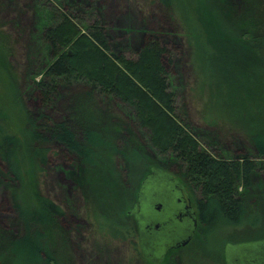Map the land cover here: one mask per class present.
Listing matches in <instances>:
<instances>
[{
	"label": "rangeland",
	"instance_id": "1",
	"mask_svg": "<svg viewBox=\"0 0 264 264\" xmlns=\"http://www.w3.org/2000/svg\"><path fill=\"white\" fill-rule=\"evenodd\" d=\"M50 1L56 3L57 0ZM94 2L100 9L113 50L121 49L126 55H134L141 42L140 31L160 33V37L169 35V45L177 52L171 75L177 113L191 123L196 133L201 132L199 139L205 148L213 153L220 150L225 157H237L245 152L255 154L246 137L260 138L264 145V15L260 8L264 0H170L171 21L164 19L163 9L155 4L156 0ZM37 3V0H0V140H7L9 132L23 131V112L39 108L32 82L41 78L48 53L36 31L41 17ZM225 62L229 65L225 66ZM117 111L118 115L108 118L115 126L119 125L114 130L117 136H113L118 147L128 152L135 148L141 156L137 163L111 156L114 168L120 174L124 172L127 178L123 189L133 191L138 180L155 165L177 180L179 186L184 185L195 209L199 194L182 172L183 167L151 148L147 131L137 126L132 113L121 107H117ZM99 118L95 115L88 120L98 122ZM110 126L104 128L107 137L113 132ZM126 128H131L132 132ZM20 136L22 140V134ZM62 154L59 146L52 144L45 171L39 175L33 160L30 161L32 167L25 165L28 169L22 184L31 179L37 190L39 187L65 211L60 222L64 230L59 229L61 239L55 244L49 236L52 242L49 241V247L55 258H59L61 264H153L140 250L137 225L129 211L126 217L115 208L104 209L103 214L108 213L121 227L128 225L122 224L124 220L131 222L133 236L120 241L100 232V221L94 213L102 206L99 197L102 201L110 198L103 192L109 190L108 181L103 185L104 178L99 171L86 169L82 164L76 173L84 195L82 200L65 173L72 164ZM260 160L264 162V158ZM99 177L100 184H95ZM10 182L7 180L3 185L0 203L12 197ZM17 182L15 191L19 186ZM239 190L243 192L244 201L239 223L222 220L210 231L196 227L190 242L169 249L159 264H228L229 261L248 264L251 260V264H264V255L258 252H264V169L253 173L248 189L240 187ZM98 192L104 195L96 199ZM132 203L128 206L130 209L135 204ZM154 203L152 200L147 203L148 222L172 218L168 211H155ZM10 225L17 234V224ZM172 226L171 223L170 229ZM185 232L184 227L170 234V242L179 240ZM155 235L163 234L156 231ZM161 247L159 244L157 248ZM227 248L234 251L228 261ZM160 256L151 257L157 262Z\"/></svg>",
	"mask_w": 264,
	"mask_h": 264
},
{
	"label": "trees",
	"instance_id": "2",
	"mask_svg": "<svg viewBox=\"0 0 264 264\" xmlns=\"http://www.w3.org/2000/svg\"><path fill=\"white\" fill-rule=\"evenodd\" d=\"M94 1L37 0L41 17L36 31L48 58L41 78L32 82L39 108L23 112V131L9 132L7 140H0V192L7 180L12 181L13 188L12 197L0 203V264L60 263L50 250L49 236L55 244L61 239L64 230L60 222L65 211L39 187L37 190L31 179L22 185L26 169L32 167L30 161L39 175L45 171L52 144L59 146L63 157L72 164L65 173L82 200V187L76 179L82 164L86 169L98 170L104 178L103 185L108 181L110 193L101 191L110 198L102 201L99 197L102 206L94 213L100 221V232L120 241L134 235L131 222L124 220L122 224L128 225L121 227L103 211L115 208L125 217L129 211L136 223L133 210L141 184L152 168L160 167L150 166L133 191L123 189L127 178L114 168L111 156L136 163L141 156L135 148L131 152L120 149L115 141L114 130L119 125L115 126L108 117L118 115L117 107L133 114L137 126L147 131L153 150L183 167L182 172L199 194L195 209L197 227L201 229L210 231L222 220L239 223L244 211L239 188L248 189L253 173L264 169L260 138L259 141L244 135L254 155L245 152L225 157L220 150L213 153L205 148L199 139L201 132L196 133L191 123L177 113L176 94L171 89L177 52L169 45V35L160 37V33L140 31L141 42L134 55L113 50ZM155 4L163 9L164 19L171 21L170 0H156ZM260 8L264 15V3H260ZM95 115H99V121L90 122L88 117ZM110 125L113 132L107 137L104 128ZM126 129L132 132L131 128ZM100 179L96 178L95 184ZM15 181L19 183L16 191ZM99 195L104 194L98 192L96 199ZM132 201L135 204L130 209ZM11 223L17 224V234Z\"/></svg>",
	"mask_w": 264,
	"mask_h": 264
},
{
	"label": "flooded vegetation",
	"instance_id": "3",
	"mask_svg": "<svg viewBox=\"0 0 264 264\" xmlns=\"http://www.w3.org/2000/svg\"><path fill=\"white\" fill-rule=\"evenodd\" d=\"M179 189H181V191H182V193H181L182 196H181V198L180 197L176 198L177 202L174 201L175 204H172L171 202H169L170 200H168L166 202V205L164 203V206H165L164 210L168 211L169 213L172 214V218L171 219L170 218L169 219H163L161 221V223L157 222V224H158L157 228L154 227V225H156V223L154 224V223H151V222H147L146 226L144 227L145 229L143 228V230H142L143 226L142 227L140 226V228H139V225H138L137 220L135 218L136 225H137V230H138L137 232H138V239H139L138 243L139 244L141 243L140 242V238H141V235L143 234L144 237L150 239V241H148L150 246L148 245V247L151 248L152 250H157L158 245L163 240H165L166 237L169 236L170 230H173L176 233V231H180L184 227H185V231H186L185 234H184V239H186L187 236H190V238H189V240H188V242L186 244H188L190 242V239L192 238L194 232L196 231V227H197L196 212H195V209H194L193 205L191 204L190 199L187 197V192H186V190H185V188H184V186L182 184H181V186H179ZM155 191L158 194V191L157 190H155ZM141 193H140L141 200H140V202L137 203V206H136L135 209H136L137 212H139V214H140V212L143 213L142 215L140 214V216L142 218V217H145V215H144L145 214V210L144 209L146 208V202H145L146 197H145V194H143V193L141 194ZM160 204L161 203L158 202L154 206V208L155 209L157 207L160 208L161 207ZM179 205H180V207H178ZM194 221H195V223H194ZM171 223L173 225L172 229H170V224ZM161 229L166 230L167 232L165 233V231H163ZM159 230L162 231L163 235H155V232L159 231ZM140 231H141V233H140ZM177 241H179V240H176L175 242H177ZM180 246H184V245L171 246L170 248H168L164 252V255H163V257L161 258L160 261H157V262H154V260H150V261L153 264H159V263H161L163 261L164 256L166 255V253L168 252L169 249L177 248V247H180ZM141 252H142V250H141ZM246 252H251V251L246 249ZM258 252L261 253V256L264 255L263 250H260ZM226 253H227V261H228V260H230L228 258L229 254L234 253V251L231 248H227ZM251 262H252V260L250 261V263H248V261H247L248 264H251ZM228 264H233V263L231 261H229ZM235 264H236V262H235Z\"/></svg>",
	"mask_w": 264,
	"mask_h": 264
},
{
	"label": "water",
	"instance_id": "4",
	"mask_svg": "<svg viewBox=\"0 0 264 264\" xmlns=\"http://www.w3.org/2000/svg\"><path fill=\"white\" fill-rule=\"evenodd\" d=\"M178 187H179L178 181L175 180L174 178H172L170 174H168L167 172L163 171L161 168H152L151 172L146 176V178L143 180V182L141 184V188L139 189V192H138V202H140V200H141L140 193L142 192L143 194H145V197H146V200H145L146 207H147L148 201L152 200V201H155L154 206L158 202L161 203L160 204L161 205L160 208L159 207H157L156 209L154 208L155 211H157L159 213L162 212V211L166 212L164 210V208H165L164 203L166 205V202L168 200H170L169 202H171L172 204H175L174 201L177 202L176 198L177 197L181 198V196H182V194H181L182 191ZM155 190L158 191V194H157V192ZM178 207H180V205ZM146 209L147 208L144 209L145 210V214L144 215H145L146 218L145 217L141 218L140 214L142 215L143 213L140 212V214H139V212H137L136 209L133 210V213H134V216H135V218L137 220L139 228H140V226L141 227L143 226L142 230L146 226V223L148 222ZM157 222L161 223V221H157ZM157 222H151V223H154V224L156 223V225H154L155 228L158 227ZM194 223H195V221H194ZM161 230H163V229H161ZM163 231H166V230H163ZM140 233H141V231H140ZM174 233L175 232L173 230H170L169 236L166 237V239H168V240L167 241H166V239L163 240L160 243L162 245V247L160 249L157 248V250H152L151 248H149L148 247V245H149L148 241H150V239L144 237L143 234L142 235L140 234L141 235V238H140V242L141 243L139 245H140V248H141L143 254L146 257H148L149 260H154V258H152L151 256H155L156 254H158V255H161L160 258H159V260H161V258L164 255V252L168 248H170L171 246L185 245L188 242L189 238H190V236H187L186 239H184V236H183L177 242H175V241L170 242V234H174ZM147 251H152V252H147Z\"/></svg>",
	"mask_w": 264,
	"mask_h": 264
}]
</instances>
